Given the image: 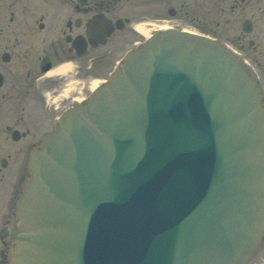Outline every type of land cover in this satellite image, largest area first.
Returning a JSON list of instances; mask_svg holds the SVG:
<instances>
[{
  "label": "water",
  "instance_id": "1",
  "mask_svg": "<svg viewBox=\"0 0 264 264\" xmlns=\"http://www.w3.org/2000/svg\"><path fill=\"white\" fill-rule=\"evenodd\" d=\"M11 264H246L264 234V105L234 54L155 34L30 157Z\"/></svg>",
  "mask_w": 264,
  "mask_h": 264
},
{
  "label": "flooded vegetation",
  "instance_id": "2",
  "mask_svg": "<svg viewBox=\"0 0 264 264\" xmlns=\"http://www.w3.org/2000/svg\"><path fill=\"white\" fill-rule=\"evenodd\" d=\"M212 3L220 25L236 33L235 52L264 103V0H0V264H9L30 152L60 114L145 41L138 26L199 28ZM251 264H264V239Z\"/></svg>",
  "mask_w": 264,
  "mask_h": 264
},
{
  "label": "rangeland",
  "instance_id": "3",
  "mask_svg": "<svg viewBox=\"0 0 264 264\" xmlns=\"http://www.w3.org/2000/svg\"><path fill=\"white\" fill-rule=\"evenodd\" d=\"M212 1V0H211ZM217 1V0H216ZM209 23L201 24V27L197 28L196 26L188 27L190 29H194L199 31L200 33L211 36L221 43H226L228 46L233 47V43H235L236 33L233 30H229V28H223L219 22V14L217 9L214 8L213 3L211 4L210 13L208 14Z\"/></svg>",
  "mask_w": 264,
  "mask_h": 264
},
{
  "label": "bare ground",
  "instance_id": "4",
  "mask_svg": "<svg viewBox=\"0 0 264 264\" xmlns=\"http://www.w3.org/2000/svg\"><path fill=\"white\" fill-rule=\"evenodd\" d=\"M137 29L144 35L147 36L148 35V30L144 27V26H138Z\"/></svg>",
  "mask_w": 264,
  "mask_h": 264
}]
</instances>
